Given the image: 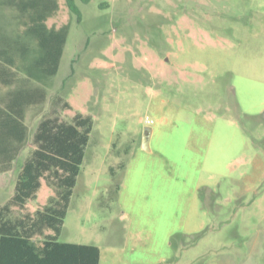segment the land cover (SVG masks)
<instances>
[{
	"label": "rangeland",
	"instance_id": "obj_1",
	"mask_svg": "<svg viewBox=\"0 0 264 264\" xmlns=\"http://www.w3.org/2000/svg\"><path fill=\"white\" fill-rule=\"evenodd\" d=\"M76 2L63 101L27 120H91L58 241L99 264H264V0Z\"/></svg>",
	"mask_w": 264,
	"mask_h": 264
},
{
	"label": "trees",
	"instance_id": "obj_2",
	"mask_svg": "<svg viewBox=\"0 0 264 264\" xmlns=\"http://www.w3.org/2000/svg\"><path fill=\"white\" fill-rule=\"evenodd\" d=\"M78 1L88 4L92 0ZM64 6L80 23L81 12L76 0H64ZM69 30L68 23L54 37L58 48L53 75L57 73ZM14 97V108L0 109V174L10 171L19 154L28 149L29 154L18 173L14 206L21 210L35 201L41 179L46 181L52 194L33 214L14 220L13 226L0 222V264H99L97 247L58 241L92 130L90 118L75 114L69 123L45 118L31 133L29 125L24 123L29 112L25 107L44 104V96L22 92ZM8 210L4 208V212Z\"/></svg>",
	"mask_w": 264,
	"mask_h": 264
},
{
	"label": "crops",
	"instance_id": "obj_3",
	"mask_svg": "<svg viewBox=\"0 0 264 264\" xmlns=\"http://www.w3.org/2000/svg\"><path fill=\"white\" fill-rule=\"evenodd\" d=\"M66 10L64 0H0V109L14 108L13 103L16 101L14 96L22 92L32 95L41 94L45 100V103L40 106L34 104L25 107L29 111L25 116L24 123L26 125L35 124L28 123V119L36 121L43 116V114L36 115L34 112L30 114L31 111L47 110L46 103L48 105L49 102H54L57 105L63 101L61 88L64 87V84L61 82L60 90H55L54 82H56V75L69 36H67L60 56L57 73L53 75L52 71L54 55L58 48L54 37L58 36V30L62 26L69 23ZM72 71L73 69L70 67V72ZM51 112H53V107ZM45 118L47 116L40 120ZM39 122H36V125ZM19 171L20 168L16 171L17 176L11 177L7 183L3 180L9 173L0 174L2 189L0 193V222H8L6 226H13L14 220H21L26 214L34 211L33 209L26 212L25 209L20 210L13 204ZM48 189L47 198L52 194L50 188ZM29 203L26 204V207ZM44 203L39 205L42 206ZM10 205L13 208L4 212V208ZM9 222L12 223L9 225Z\"/></svg>",
	"mask_w": 264,
	"mask_h": 264
},
{
	"label": "water",
	"instance_id": "obj_4",
	"mask_svg": "<svg viewBox=\"0 0 264 264\" xmlns=\"http://www.w3.org/2000/svg\"><path fill=\"white\" fill-rule=\"evenodd\" d=\"M148 140H149V131L146 129L145 133L143 134L142 138V148L146 150L148 148Z\"/></svg>",
	"mask_w": 264,
	"mask_h": 264
}]
</instances>
